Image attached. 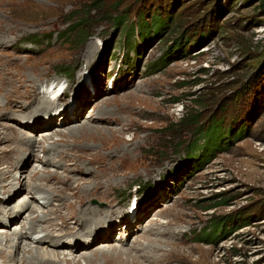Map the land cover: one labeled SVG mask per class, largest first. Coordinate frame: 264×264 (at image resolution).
I'll use <instances>...</instances> for the list:
<instances>
[{
	"label": "rangeland",
	"instance_id": "1",
	"mask_svg": "<svg viewBox=\"0 0 264 264\" xmlns=\"http://www.w3.org/2000/svg\"><path fill=\"white\" fill-rule=\"evenodd\" d=\"M2 70L29 79L0 74V100L6 87L42 89L0 113V264H22L28 244L71 257L29 236L16 261L9 255L14 229L31 217H45L41 236L45 225L65 232L48 221L59 195L45 193L46 205L29 193L34 182L67 185L53 174L87 191H61L71 202L86 193L68 224L79 227L88 206L101 212L104 239L79 245L80 264H104L97 252L117 249L140 264H264V0H0ZM42 104L51 107L37 111ZM86 124L99 131L68 135ZM211 129L221 137L209 149Z\"/></svg>",
	"mask_w": 264,
	"mask_h": 264
},
{
	"label": "bare ground",
	"instance_id": "2",
	"mask_svg": "<svg viewBox=\"0 0 264 264\" xmlns=\"http://www.w3.org/2000/svg\"><path fill=\"white\" fill-rule=\"evenodd\" d=\"M0 74H1V76L3 75L4 77H6L8 79H10L13 75H17V76L19 75L17 77V81L16 82H21V83H22L23 80L29 79V77H26L25 75L18 74L17 71L2 70V71H0ZM5 81H4V79L0 78V88H2L4 86L3 84H4ZM37 81H39V79H37ZM10 83H12V82H9L8 84H10ZM41 85H42V83H40V84H35L34 83V85H33V83L30 82L29 84H27L26 90L23 91V92H19L18 96L16 95V93H12L11 94L12 91L16 92V90L14 91V89H12V88L10 89V88L6 87L11 92L9 93V91H8V92L3 94V97L0 100V113L6 112L5 111L6 107H8L9 105L12 106V104H14L15 102H18V100H20V98H19L20 96L21 97L23 95L29 96L31 94V92H34V91L36 92L38 90L40 91V89H42ZM57 86L59 88V85H57ZM55 89H56V87L52 88V90H53L52 93L55 92ZM4 90L6 91V89H4ZM8 98H10V99H8ZM49 100L50 99H47V101H49ZM22 106H23V102H20L19 108L21 109V111L23 110V112H25V109L29 108V105H25L24 107H22ZM49 107H51V106H43V104L42 105H38L37 106V111H41L42 112V110H45V109H47ZM19 114L21 115V113H19ZM64 116H66V115H63V117ZM68 118L69 117H64V122L62 124L70 123V120ZM41 127H45V125L44 124L38 125V128H41ZM38 128L36 127V130ZM60 131H63V130L61 129ZM93 131L96 132V131H99V130H97L96 128H92L90 125L86 124V125H82L80 127H77V126L76 127H72L68 131V135L75 136V135H77L78 133H81V132L82 133L83 132L87 133V132H93ZM2 134H4V132H2L1 129H0V139H2V138L4 139L5 138V136H2ZM20 135H19L20 138L19 137H18L19 139L17 138L18 140L25 141L26 143H33V138L30 137L31 135L26 134V133H21ZM50 138H52V136H50L48 134V136L44 137L43 141H40V142L45 144V142H48ZM54 144H55V142H53V146H55ZM53 146L52 145H49V146L43 145L41 148L45 152L56 153L58 158H62L61 154H59L61 152L58 151L57 148L54 149ZM16 147H17V145H16ZM39 160H41L43 162L45 160H48L49 163L57 164V161L55 160V158H51V157H48V156H45V157H42V158L39 157ZM58 162H60V160ZM44 174H45V172H44ZM37 177H38V172H35L30 177V179H35ZM52 177H55V179L58 182H62V181H67L68 182L66 186L64 185V187H62V186L60 187L61 190L58 191L59 193L63 189H66V188L67 189L77 188L78 190H81V191L85 190L84 189L85 186L82 185V184H79V183L76 184V181L74 180V177H72L70 175H67L66 177L65 176L64 177H59L58 174H53ZM1 180H2V178H1ZM101 184H103V183L102 182H99V183L96 182L95 185L98 188V186L101 185ZM46 187H48V186L43 185V184L41 185L40 183L34 182L33 185H32V188H30V191H29V193L31 194L30 197L35 198L34 194L35 195L39 194V200H41L43 203H45L47 205V204L50 203V199L51 198L46 196L45 193L50 192L53 196L59 195V201L60 202L54 209L50 210L52 217L48 218V221H50L49 225H59L57 220H60L61 221L60 226L66 227V228H64L65 232L61 231L59 233H56L54 231H48L46 229V227L48 225H45L42 228H44L46 230V233L43 236H41L40 234L44 230L43 229H39V227H38L39 225H36L35 223L37 221H39V220L40 221L46 220L45 217H42L40 215H38L36 217H31L30 221L27 222L24 225V229H22V230L21 229H17V228L14 229V234H13V239H12L13 244L11 246L13 248H15V254L10 252L9 255L11 256L12 260L15 259V261H16V256H14V255H16V248L18 247V245L20 243V239L23 238L24 236L26 238L29 236L32 239V242L38 243L39 245L41 243H44V244L49 243L50 246H52V247L54 246L55 248H61L63 250H67L68 249V250H70L69 255L71 257H68L66 254H64V252H61V251H59V253H57L58 251H56L55 249L52 250L51 253L47 249H46V251L42 252V250H41L42 248L40 246H31V244H28V245H30L29 249H26V248L22 249V254H21L22 257L20 259L22 264H80V262H81L80 259L77 260V258H76L77 255L74 256V253H77L78 251L80 252L82 250V249L80 250V246L79 245L81 244V245H87L88 247H91L96 239H99L100 237H102L104 235V232H105L104 228L95 229V226L97 225V221L101 218V215H100L101 212L96 210L95 207L92 208V207L88 206L86 210H81V215L74 222L79 227L72 226V225L68 224V223H71V222H70V216L67 215V210H68V208H71V207L75 208L76 206H81L82 202H83L82 198L85 196L86 193L84 195L79 196V199L76 200L75 202H73V201L71 202L70 200L66 199L67 197L64 196L62 192H61V194H59L56 191L58 187H51V188L48 187L49 190L48 189L46 190L45 189ZM36 190H38V191H36ZM62 197L64 199L61 201L60 199ZM5 199H11V198L9 196H7V198H5ZM8 202H10V200H7V203ZM28 203L30 204L32 202L28 201L27 204ZM27 206L28 205H26V202L21 201L18 204L14 205L13 207L10 208V210L17 212L16 213L17 214L16 218H14V220L13 219L10 220L11 223L17 220V217L19 216V213H21L22 211L26 210ZM1 222L4 223L5 220L0 218V223ZM93 226H94V228H93ZM135 226H138V225H135ZM93 232H95V233H93ZM132 232H134V229L133 230L130 229L129 231L126 230V234H124L125 237L128 238L131 235ZM5 238L8 239V237L5 235V237H3V238L1 237L0 238V241L4 240ZM70 239H71V241H69ZM102 239H104V238L102 237ZM5 246H6V244L4 242L3 247L5 248ZM3 247L1 248L2 250L4 249ZM33 247L37 248V250L35 251V255H34ZM26 254H32L34 257H32V259L28 260V262H27L24 259V256ZM97 254H100L103 257V263L104 264H140V262H138L135 258L134 259L136 260V262H134L135 260H130V258L126 254H125L126 257H123V255H122L123 252L120 251V249H117V251H110V252L101 251V252H97ZM83 256H85V255H83ZM93 256H89L87 261L91 260V258ZM95 264H97V262Z\"/></svg>",
	"mask_w": 264,
	"mask_h": 264
},
{
	"label": "trees",
	"instance_id": "3",
	"mask_svg": "<svg viewBox=\"0 0 264 264\" xmlns=\"http://www.w3.org/2000/svg\"><path fill=\"white\" fill-rule=\"evenodd\" d=\"M158 24H159V26H162V25H160V24H163L162 23V20H160L159 19V21H158ZM141 36L144 38V39H147V40H143V41H145V42H147L148 41V39L151 37L150 36V33L148 32V31H142V33H141ZM197 121H195L194 123H196ZM206 131H207V129H204V133H206ZM212 132V135H210V134H207L206 136H209V138L207 137V139H209L210 141H208V145H207V147L209 148V149H211V143H213V141H216L218 138H220L221 136H219V135H216V138L214 139V137H213V131H212V129L210 130V133ZM206 148V147H205ZM207 154V153H206ZM223 223H221V225H222ZM220 225V223H218V225H217V227H218V230L217 231H220L219 230V227L221 226ZM216 236L218 235V234H215Z\"/></svg>",
	"mask_w": 264,
	"mask_h": 264
}]
</instances>
